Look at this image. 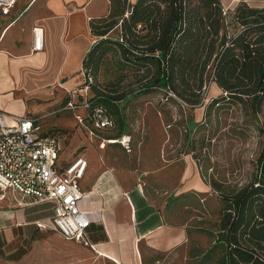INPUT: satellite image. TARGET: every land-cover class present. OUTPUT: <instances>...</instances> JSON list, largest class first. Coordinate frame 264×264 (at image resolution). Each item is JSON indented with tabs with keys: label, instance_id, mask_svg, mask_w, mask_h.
I'll use <instances>...</instances> for the list:
<instances>
[{
	"label": "crops",
	"instance_id": "crops-1",
	"mask_svg": "<svg viewBox=\"0 0 264 264\" xmlns=\"http://www.w3.org/2000/svg\"><path fill=\"white\" fill-rule=\"evenodd\" d=\"M262 6L264 0L255 4ZM108 10L109 0H19L9 15L0 12V108L17 116L37 117L49 109L58 113L65 94L81 83L84 60L97 40L90 21ZM35 29L44 34L40 52L33 50ZM24 92L43 94L48 104L27 107L20 96ZM114 130L100 132L90 144L96 141L97 147L77 151L63 163L78 156L88 161L80 182L81 208L91 222L88 236L95 249L50 228L52 204L20 208L10 193L5 198L0 193V264H51L55 253L69 264H209L203 261L209 258V250L203 252L209 248V229L201 222L209 220L210 186L193 153L165 160L161 151L135 147L134 135L108 138ZM125 136L131 139V153L116 141L100 148L102 139Z\"/></svg>",
	"mask_w": 264,
	"mask_h": 264
},
{
	"label": "trees",
	"instance_id": "trees-1",
	"mask_svg": "<svg viewBox=\"0 0 264 264\" xmlns=\"http://www.w3.org/2000/svg\"><path fill=\"white\" fill-rule=\"evenodd\" d=\"M90 28L97 40L83 63L85 87L94 94L89 101L111 115L109 108L120 117L117 103L157 91L200 108L210 83L222 94L207 115L232 106L250 118L263 112L264 6L241 0L227 13L222 0H109L108 14ZM258 130L261 149L242 185L206 177L192 146L204 182L223 205L210 232L213 264H264V121Z\"/></svg>",
	"mask_w": 264,
	"mask_h": 264
},
{
	"label": "rangeland",
	"instance_id": "rangeland-1",
	"mask_svg": "<svg viewBox=\"0 0 264 264\" xmlns=\"http://www.w3.org/2000/svg\"><path fill=\"white\" fill-rule=\"evenodd\" d=\"M234 1H224L227 2V13H231L239 3L236 2L235 6L228 8ZM248 1L255 6L263 0ZM12 77L14 78V75ZM100 80L104 81L105 78L101 76ZM213 84L215 83H210L205 90L204 106L196 109H190L187 105H183L180 100L166 96L165 91H157L147 95L141 94L119 102L116 107L120 117L115 113V109L109 108L116 120L117 127L106 135L113 139L123 134L134 135L137 138L135 147L143 144L149 146L146 147L149 150L161 151L165 160L184 157L186 153L192 152V146L195 144L198 150L194 153L201 157L203 172L206 177L213 175L217 179H227L232 184L242 185L252 174L254 161L261 149L262 139L258 128L260 123L264 121V107L263 112L255 118L247 117L238 106L213 111L209 116L206 114L208 104L222 94V90ZM72 94L76 96L73 99L78 103L83 102L85 97L89 99L94 95L91 90L85 92L83 75L81 76V83L72 90ZM68 95L71 97L70 93L65 94L66 97L59 104L61 109L58 113L55 114L53 109H49L45 113L39 114V117L46 116L41 120L43 124L42 133L49 130L65 133V149L59 165L69 160L77 151L83 152L88 147H97L96 141L93 143V147L90 146L92 138L89 131L78 123L75 116L62 110L68 101ZM20 96H22L23 103L33 109L35 107L42 108L44 104H48L43 101L49 100L43 94L31 97L27 92H24ZM20 96L17 94V99ZM78 114L83 117L86 116L82 110H79ZM121 117L127 122L125 126L120 121ZM85 125L88 124L85 123ZM201 147L203 148L201 149ZM206 203L209 209V220H204L201 223H207L209 229V248L203 250L204 253L210 250L213 245L210 232L215 233L217 231L219 213L223 208L217 193L211 187L209 200ZM60 239L64 240L63 238ZM59 245L58 251L60 252L62 245L61 243ZM214 255L217 256L218 253ZM207 256L211 257L213 254L209 253ZM203 261L213 264L206 256H203ZM70 262L72 261H68V263L63 261L60 253H55L51 264H69ZM17 264L37 263L25 261Z\"/></svg>",
	"mask_w": 264,
	"mask_h": 264
},
{
	"label": "built area",
	"instance_id": "built-area-1",
	"mask_svg": "<svg viewBox=\"0 0 264 264\" xmlns=\"http://www.w3.org/2000/svg\"><path fill=\"white\" fill-rule=\"evenodd\" d=\"M18 1L0 0V12L9 15ZM34 32L33 50L40 52L44 48L43 30L35 29ZM86 91H89L87 86ZM70 95L64 111L73 114L78 123L89 131L92 139L98 138L100 132L116 128L115 120L105 107L86 97L78 103L73 99L76 97L72 93ZM79 110L84 111L86 116L78 114ZM45 117L17 116L0 108L1 198L10 193L20 208L52 204L54 216L50 228L68 241L95 249L88 236L91 222L81 208L85 194L80 182L85 177L88 161L84 156H78L67 166L59 165L66 138L50 130L42 133L41 120ZM112 141H118L127 153L132 152L131 144L124 137L119 140L102 139L100 148L115 144ZM38 227L47 229L40 223Z\"/></svg>",
	"mask_w": 264,
	"mask_h": 264
},
{
	"label": "bare ground",
	"instance_id": "bare-ground-1",
	"mask_svg": "<svg viewBox=\"0 0 264 264\" xmlns=\"http://www.w3.org/2000/svg\"><path fill=\"white\" fill-rule=\"evenodd\" d=\"M125 138V140L127 141V142H129L130 144H131V139L130 138H128V137H124ZM117 143H118V141H116Z\"/></svg>",
	"mask_w": 264,
	"mask_h": 264
}]
</instances>
